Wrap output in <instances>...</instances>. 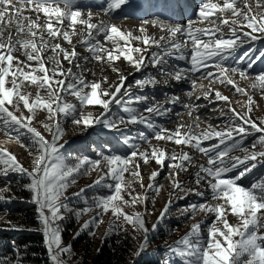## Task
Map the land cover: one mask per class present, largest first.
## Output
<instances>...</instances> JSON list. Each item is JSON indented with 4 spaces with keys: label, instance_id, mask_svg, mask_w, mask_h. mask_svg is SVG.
Wrapping results in <instances>:
<instances>
[{
    "label": "snow or ice",
    "instance_id": "snow-or-ice-1",
    "mask_svg": "<svg viewBox=\"0 0 264 264\" xmlns=\"http://www.w3.org/2000/svg\"><path fill=\"white\" fill-rule=\"evenodd\" d=\"M125 2L126 0H108L107 10L120 9ZM26 12L29 14L26 15ZM31 14L35 15V19ZM42 19L43 23H41ZM149 23L158 25L167 35H162L159 39L149 35L143 26ZM198 24L204 26H197ZM13 25L15 33L10 32L5 37V29ZM77 25L83 26L81 42L88 46V51L96 61L114 63L123 58L137 71L141 70L146 60H150L154 67L163 65L166 57L175 56L178 52L187 49L191 42V71L208 68L209 62L214 61L216 72L209 70L205 78L232 85L237 93L248 96L247 110L243 114L234 108L229 109L233 122L224 129H216L212 125L201 129L198 123L199 117H196L193 124H179L174 130L152 125L153 138L173 142L178 146H190L207 156V166L200 165V170L195 173L196 182L199 184L201 173L205 174L210 178L208 184L212 199L222 201L215 205L204 202L189 206L188 210L193 213L197 209L214 213V221L207 228L206 235L200 232L198 223L193 224L191 231L176 242L177 247L173 248V251L180 256L190 257L187 264H264V231H261L264 229V179L248 187L238 183L249 170L247 167L249 163L255 167L256 163L264 160V126H262L264 121L257 124L251 119L249 113L252 112L253 97L229 75V73L238 74L241 79H249L247 71L239 66H225L224 63L226 57L244 43L241 36L255 40L259 38L255 33L264 35V0H222V2L202 0L198 6L196 20L189 19L186 25L170 24L161 21L159 17L153 21L145 20L139 29L140 35H134L132 31H123L115 24H105L103 21L92 22V13L89 11L85 18L78 0H0V126L8 130L9 139L21 144L20 135H12V127L15 125L26 129L31 135V140L29 144L22 146L28 148L30 153H34L33 166L29 169L24 167L16 155L7 148L0 147V175L7 176L10 171H15L26 174L30 179V183L26 184L25 188L31 193L32 202L38 206V219L41 225L38 230L43 233L53 264H68L65 257L72 254V246L70 244L65 246L62 242L58 223L65 218L66 212L73 211L64 203L67 190L77 183L79 176L87 175L102 163L100 159L89 158L78 159L75 163L66 162L61 153L64 147V143H61L64 135L61 119L71 116L75 124L91 126L93 123H104L108 127L115 128L117 125L114 121L102 119L110 111V105L120 104L123 96L129 95L133 86L143 89L159 82L153 76L138 79L134 85H128L129 91L122 93L126 76L120 75L118 84L103 89L101 81H87L82 71L73 72L72 68L65 70L63 61L71 64L77 60L79 54L75 47L69 50L61 43H53V41L62 39L71 44L72 37L77 34ZM224 26L228 27L230 33L227 38L223 32ZM94 32L97 35L103 33L104 41L110 42L111 47L98 40L94 42ZM182 37L186 39H181ZM134 41H140L143 47L134 45ZM153 46L161 51H152L149 58L145 53ZM18 50H22L26 59L21 60L15 55ZM46 52H51V55L45 56ZM260 55L264 56V52ZM180 59L187 57L181 55ZM76 67L79 68L80 65L77 63ZM113 71L119 70L113 68ZM183 78V69L175 71L174 79ZM106 81L107 77H104L103 82ZM25 85L37 87L34 96L24 91ZM193 85L195 86V81ZM112 87L114 91L111 90ZM252 87L264 90V72L255 77ZM212 91H215L216 99L230 102V98L222 95L218 90H210L203 93V96L207 98L212 95ZM41 92L44 94L42 95ZM64 94L74 97L81 109L84 105H99L103 107L104 113L95 118L91 113L84 115L82 110L78 111L76 103L65 100ZM134 99L136 102H141L148 98L137 95ZM178 99L179 97H173L170 102L175 103ZM10 107L13 110H10ZM21 107L26 109L29 115L17 116L15 113ZM38 110L46 111L48 114L47 119L50 122L43 123L42 127L50 134V139L36 127L31 126ZM125 111L129 116L127 120L120 118L122 124H143L147 121L145 115L133 108H126ZM145 111L149 115H164L171 109L153 102ZM221 114L224 115L223 110ZM253 133H259V136L252 143V150L244 149L246 154L242 158L231 156L230 153L240 146L236 136L243 139ZM210 140L217 142L204 147L203 143ZM229 141L231 144L228 143ZM222 145L224 147H221ZM257 145L262 150L257 151ZM132 148L129 155L102 156L107 171L94 183L99 184L104 176H111L115 181L114 184L107 185L111 194L93 200L91 205L75 211L74 214L80 217L92 211L96 212L95 216L84 223L82 229H88L90 224L98 226L103 222L104 213L109 210L116 218L113 227L121 228L119 220L122 217L144 234L143 242L134 253L138 256L147 246L149 229L146 227L143 213L128 214L123 206L146 203L149 195L147 192L143 195L140 193L134 195L130 190V183L125 181V173L140 181L143 187V177L140 164L136 161L137 157L145 164L155 160L161 168L167 161L169 168L185 171L192 157L188 152L169 154L166 149L155 146L150 152L141 150L138 144L132 145ZM240 165L245 167L237 175L233 177L227 175ZM130 168L133 170L130 171ZM159 174V171L150 174L151 182L147 185L148 189L159 191L161 186L155 183ZM169 175L174 177V188L182 190L183 186L178 179H175L179 172H170ZM84 191L85 189L81 188L80 192L73 195H80ZM124 193L130 199L126 200ZM0 199L4 197L0 196ZM170 204L171 201L166 203L161 218ZM229 213L236 216L239 223H230L227 219ZM10 227L15 229L17 225L12 224ZM0 264H21V258L19 255L15 261L0 258Z\"/></svg>",
    "mask_w": 264,
    "mask_h": 264
},
{
    "label": "rangeland",
    "instance_id": "rangeland-1",
    "mask_svg": "<svg viewBox=\"0 0 264 264\" xmlns=\"http://www.w3.org/2000/svg\"><path fill=\"white\" fill-rule=\"evenodd\" d=\"M222 2V0H220ZM241 6V5H238ZM87 17L88 12H82ZM92 13V22L99 23L103 21L105 24H115L123 31H132L134 35H140V27L143 23H137L134 21H126L122 19H110L108 16L102 15V13ZM28 15L29 13H25ZM35 19V15L31 14ZM230 15V13L228 14ZM26 23V22H25ZM43 23V19L41 20ZM67 23V22H66ZM147 33L155 38H158L161 34V28L156 24L143 25ZM204 26V25H198ZM244 31H249L244 29ZM15 33V27L9 26L5 29L4 35L7 37L9 33ZM225 37L230 35L228 27H223ZM260 34V33H259ZM261 36V35H260ZM94 42L96 40L101 43H105L106 46L111 47L110 42H105L103 39V33L97 35L93 33ZM264 37V35H263ZM242 38V36H241ZM83 40V26L77 25V34L72 37V43L68 44L66 41L59 39L55 42H59L63 47L71 50L75 47L79 54L77 60L69 64L68 61H63V67L65 70L72 68L73 72H83L87 81H101L103 89H109L110 86L119 83L120 75L126 76L125 87L121 92L129 91L128 85H134V82L138 79H144L149 76L155 77L159 81L155 85H148L143 89L133 86L130 89L129 95L123 96L120 104L112 103L110 105V111H108L102 119L114 121L116 127H108L104 123H93L91 126H85L82 124H75L72 122V117H63L61 119V125L64 129V135L62 136L61 143H64V147L61 149L66 162L75 163L78 159H100L102 161L98 168L93 169L87 175H81L77 179V183L68 188L64 203L71 208L72 212H66L65 218L59 221L61 228L62 242L66 245L72 246L71 256H66L68 264H84L86 260H90L92 257H87L83 250V245L76 249L71 244V241L79 239L84 234H87V239L93 241L98 249L104 240L109 237H127L131 242V250L128 255L126 264H144L147 260H153L155 264H187L188 256H180L173 251V248L177 247V241L181 240L187 233L191 231L193 224L200 225V232L206 235L207 228L214 221V213L204 212L197 209L194 213L189 209L192 204H200L207 202L208 204H218L222 201L214 200L211 197V190L208 184L210 178L201 173L200 183L197 184L195 173L200 170V165H206L208 157L200 153L197 149L190 146L176 145L173 142L154 139V129L152 125L174 130L179 124H193L196 117H199L198 123L201 129H205L208 125H212L216 129H224L226 125H230L233 121L231 119L230 108L236 109V111L243 114L247 110L248 96L243 93H237L232 85L227 83H219L211 78L206 79V74L200 78H190L184 74V78L181 80L174 79V73L169 75L165 74L161 69V66L154 67L150 60H146L144 66L140 71L121 58L114 63L99 62L93 58L92 53L88 51V46L81 41ZM243 40V39H242ZM245 40V39H244ZM134 45L143 47L140 41H134ZM156 47H152L145 53L150 58L151 50H155ZM15 55L19 56L21 60L26 59L22 50H18ZM51 55V52H46L45 56ZM261 56V55H260ZM87 57L88 59H85ZM63 60V57L61 56ZM80 67L77 68L76 64ZM113 68L119 71H113ZM215 73L216 69H212ZM230 76L237 82V84L246 89L248 94L253 97L254 104L252 106V112L249 113L251 119L257 124L264 121V90L253 88L252 84L255 82L257 75L248 74L249 79H241L238 74L229 73ZM166 76L168 79L165 80ZM107 77V81L103 82V78ZM195 81V86L193 85ZM178 85H186L187 89L177 88ZM203 85V87H201ZM165 86L170 90L168 96L161 91H154V87ZM37 87L25 85L24 91L30 92L35 95ZM114 91V87L111 88ZM210 90H218L222 95L228 96L230 102L218 100L215 97V91H212V95L205 98L203 93ZM161 92V93H160ZM158 93H160L158 95ZM43 95L44 93L41 92ZM65 100L71 103H76L78 111L83 112L84 115L88 113L92 114L95 118L104 113L102 106L84 105L78 104L76 99L71 95L64 94ZM137 95L146 96V101L136 102L134 97ZM173 97H179L175 103H171ZM199 97V99L197 98ZM107 99V97H104ZM166 101H168L166 103ZM153 102H158L164 105V108L171 109L164 115H149L145 109ZM191 106V107H187ZM126 108H133L137 112L142 113L147 117V121L143 124H131L120 123V118L128 119L129 113L125 111ZM10 110H13L10 107ZM223 110L224 115L221 114ZM191 111V115L189 112ZM17 116L29 115L26 109L23 107L15 113ZM47 112L38 110L31 122V126L36 127L46 138L50 139L51 136L46 129L42 127L43 123H49L47 119ZM264 126V125H262ZM139 127H143L139 130ZM19 134L23 145L29 144L31 135L26 129L20 126L12 127V135ZM259 133H253L243 137L236 136V140L240 141V146L233 150L230 155L235 157H243L246 153L244 149L252 150V143L257 139ZM0 140H8L10 146L9 151L16 155L18 161L26 168L31 169L33 166L34 153H30L28 148L22 146L21 143L16 142L14 139H9L8 130L3 126H0ZM66 142V143H65ZM217 141L210 140L203 143L204 147L211 145ZM138 144L141 150H148L149 152L155 146L157 148L166 149L169 154L175 152L177 154L181 152H188L192 157V161L187 165V170H178L176 168H169L166 161L165 166L161 168L155 160H150L145 164L138 157L136 161L140 164V172L143 177L141 182L125 173V181L130 183L133 194L140 193L143 195L145 192L149 195V200L141 203H137L135 206H123L124 211L128 214H134L135 212H141L144 215L146 227L149 229L147 233V246L140 252V254L134 255L138 250L139 244L144 240V234L137 231L129 222H126L122 217L119 220L121 228L113 227L115 217L112 211L104 213L103 222L97 225L90 224L88 229H82V226L86 221H89L96 215L95 211L89 212L85 215L77 217L74 213L77 210L83 209L92 204L93 200L99 197L111 194V190L107 187L108 184H114L115 181L111 176H104L100 180L99 184L94 182L100 179L104 172L107 171V165L102 160V156L111 154L117 155H129L133 150L132 145ZM231 144V143H229ZM222 147H224L222 145ZM257 151L262 150L259 145L256 148ZM245 165H240L232 173H228L229 177L237 175L244 169ZM248 171L241 178L238 183L245 187L250 186L254 182H259L264 179V160H260L256 163L255 167L251 166V163L247 165ZM133 170L130 168V171ZM153 171H159V176L156 177L155 183L159 186V191L154 189H148L147 185L151 182L149 177ZM179 172V175L175 177L183 186L182 190L175 189L173 186L174 177L169 173ZM30 183V179L26 174L10 171L7 176L0 175V196L4 199H0V258H8L13 261L17 259V255L21 258V264H35L34 258L41 260L40 264H47L46 258L40 256L36 251L30 250V246L33 243L26 245H17L15 238L25 235L43 234L40 229L41 225L38 219V206L32 202L31 193L25 188V185ZM90 186V187H88ZM84 188L85 191L80 195H73V193L80 192V189ZM124 198L130 199V197L124 193ZM171 201L168 210L161 218V212L164 210L166 203ZM63 211V210H62ZM227 219L232 224L239 223V219L228 214ZM17 225V228L13 229L10 225ZM155 225V228H153ZM32 229H37L33 231ZM126 230V231H125ZM261 231H264L262 229ZM79 233V235H77ZM35 245V244H34ZM42 246L46 247L45 238ZM182 247V246H181ZM50 257V256H49ZM52 262V261H50ZM53 264V262H52Z\"/></svg>",
    "mask_w": 264,
    "mask_h": 264
},
{
    "label": "trees",
    "instance_id": "trees-1",
    "mask_svg": "<svg viewBox=\"0 0 264 264\" xmlns=\"http://www.w3.org/2000/svg\"><path fill=\"white\" fill-rule=\"evenodd\" d=\"M86 239L87 234H84L79 239L71 241V244L76 249L83 245V250L85 251L86 256L92 257L90 260H86L84 264H126L131 250V242L129 238L115 236L109 237L103 241L98 249L93 241L88 240L83 244ZM15 242L17 245L33 243L29 249L36 251L43 258L47 256L46 263L52 264V262H50L51 258L49 257L47 247L42 246L44 243L43 234L20 236L15 238ZM33 261L35 264L41 263L39 258H34ZM144 264H155V262H153V260H147Z\"/></svg>",
    "mask_w": 264,
    "mask_h": 264
},
{
    "label": "bare ground",
    "instance_id": "bare-ground-1",
    "mask_svg": "<svg viewBox=\"0 0 264 264\" xmlns=\"http://www.w3.org/2000/svg\"><path fill=\"white\" fill-rule=\"evenodd\" d=\"M10 142H8V140H0V147H5L8 149V147L10 146ZM9 150V149H8Z\"/></svg>",
    "mask_w": 264,
    "mask_h": 264
}]
</instances>
